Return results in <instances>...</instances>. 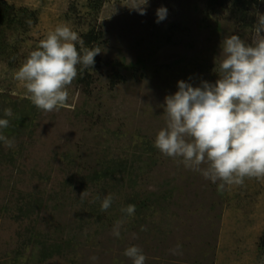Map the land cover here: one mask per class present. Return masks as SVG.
Here are the masks:
<instances>
[{"label":"rangeland","instance_id":"obj_1","mask_svg":"<svg viewBox=\"0 0 264 264\" xmlns=\"http://www.w3.org/2000/svg\"><path fill=\"white\" fill-rule=\"evenodd\" d=\"M129 2L0 0L26 13L4 29L0 55V119L9 120L0 134L14 141H0V264H133L130 246L145 264H264V182L218 191L154 146L165 97L181 80L215 83L223 38L251 42L264 1L245 16L210 0H149L145 15ZM61 24L100 53L93 68L77 66L67 105L45 112L14 73ZM92 30L99 39L86 46ZM130 204L132 216L121 211ZM177 244L182 255L171 254Z\"/></svg>","mask_w":264,"mask_h":264},{"label":"clouds","instance_id":"obj_2","mask_svg":"<svg viewBox=\"0 0 264 264\" xmlns=\"http://www.w3.org/2000/svg\"><path fill=\"white\" fill-rule=\"evenodd\" d=\"M148 3L149 0H130L126 6L145 15ZM167 15L166 7L158 8L156 23L164 21ZM256 17L251 42L235 34L223 38V59L215 83L203 81L194 87L181 80L179 90L165 97L166 127L154 141L163 155L179 158L186 168L199 172L212 183L219 182L218 191L243 185L246 178L264 182V14ZM84 44L70 27L58 25L14 73V79L23 83L38 109L52 112L67 105V89L78 76L77 66H82L81 72L93 68L100 53ZM3 112L6 117L13 115L10 108ZM8 127L9 120L0 119V129ZM0 141L13 147L14 141L3 134ZM86 195L84 191L80 198L83 200ZM112 202L110 194L105 196L101 211H107ZM135 210L132 204L121 209L129 216ZM120 223L113 228L117 238ZM141 231L146 228L141 226ZM170 251L182 255V246L177 244ZM124 255L133 264H145L147 259L138 246L128 247Z\"/></svg>","mask_w":264,"mask_h":264},{"label":"trees","instance_id":"obj_3","mask_svg":"<svg viewBox=\"0 0 264 264\" xmlns=\"http://www.w3.org/2000/svg\"><path fill=\"white\" fill-rule=\"evenodd\" d=\"M264 0H210L213 3V6L219 10H231L234 15L245 16L249 13V11L255 6L259 5L260 2ZM5 3H0V55L6 54V48L9 47V43H7L6 38L4 37V29L9 26H13L16 23V17L19 14L25 15L26 13L15 12ZM28 15L25 16L27 19ZM87 35L89 40L86 42V46H89L90 43L94 45L98 38H96L94 30L91 31ZM96 46V45H95Z\"/></svg>","mask_w":264,"mask_h":264}]
</instances>
